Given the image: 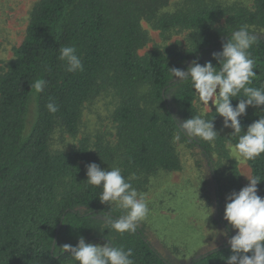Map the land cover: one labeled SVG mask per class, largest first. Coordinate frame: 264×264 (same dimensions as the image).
<instances>
[{
  "label": "trees",
  "instance_id": "obj_1",
  "mask_svg": "<svg viewBox=\"0 0 264 264\" xmlns=\"http://www.w3.org/2000/svg\"><path fill=\"white\" fill-rule=\"evenodd\" d=\"M250 1L251 8L219 0H180L172 6L171 0L39 1L21 45L0 71V264H78L61 248L76 246L80 237L86 243L102 246L110 241L130 248L134 264H171L139 227L134 233H119L101 221L124 212L100 202L102 188L87 183L86 165L119 167L140 190L155 174L181 169L177 143L197 148L208 161L215 146L234 147L239 135L264 117V106L246 109L239 134L231 135L233 130L223 127V117L213 107L204 119L214 118L219 133L215 141L186 135L177 126L171 104L183 121L199 116L194 107L197 93L190 78L175 82L171 68L183 69L189 59L217 65L212 54L222 51L231 32L247 25L257 37L248 50L257 74L250 86L264 87V38L252 31L264 29V0ZM143 23L163 40L185 34L183 48L177 42L139 55L151 41ZM63 46L77 49L83 71L67 70L59 58ZM37 79L46 81L40 93L30 88ZM171 88L174 93L167 92ZM105 91L118 101L113 113L116 144L83 138L70 151H51L54 132L75 138L85 104ZM242 96L233 97V106ZM49 102L58 111L50 112ZM243 159L251 176L260 179L257 194L264 197V154ZM213 174L221 201V181ZM232 175L235 186V167ZM231 254L226 243L188 264H226Z\"/></svg>",
  "mask_w": 264,
  "mask_h": 264
},
{
  "label": "clouds",
  "instance_id": "obj_2",
  "mask_svg": "<svg viewBox=\"0 0 264 264\" xmlns=\"http://www.w3.org/2000/svg\"><path fill=\"white\" fill-rule=\"evenodd\" d=\"M256 39L248 26L243 25L230 33V37L222 44V51L212 54L217 65L214 66L211 61L201 65L194 60L187 70L171 68L173 78H177L175 82L191 79L202 105L207 111L215 108V113L223 117V127L233 130L231 135L242 132L240 118L246 115L249 106H264V87L250 86L257 74L253 71L255 61L248 50ZM59 53V58L66 63L69 72L83 71L82 60L74 46L60 47ZM45 84V80L37 79L30 84V88L40 93ZM174 91L175 89L171 88L167 92ZM241 93L244 99H240L233 106V97H238ZM46 107L50 112L58 111V106L53 102H49ZM213 120L214 118L206 120L203 116H195L177 123V126L186 135L214 142L219 133L215 130ZM234 148L236 154L248 160L264 154V117L251 123L247 131L239 135ZM86 176L88 184L102 188L99 195L101 203H115L126 210L125 215L108 221L112 229L119 233H134L138 222L150 211L145 195L138 193L122 175L119 167L102 169L92 162L86 165ZM245 177L249 183L226 197L224 219L232 229L237 230L235 235L231 236L227 231L219 233L226 237L232 252L226 257V264H264V197L257 194V185L261 181L258 177ZM103 216L106 218V215ZM215 247L213 243L211 248L215 250ZM61 249L70 252L78 264H134L131 259L132 249L124 250L110 241L101 246L86 243L85 239L80 237L76 246L65 244ZM250 252L252 255H247Z\"/></svg>",
  "mask_w": 264,
  "mask_h": 264
},
{
  "label": "rangeland",
  "instance_id": "obj_3",
  "mask_svg": "<svg viewBox=\"0 0 264 264\" xmlns=\"http://www.w3.org/2000/svg\"><path fill=\"white\" fill-rule=\"evenodd\" d=\"M39 1L0 0V71L12 60L13 50L21 45L30 13ZM179 1L171 0V6ZM219 1L223 4L236 2L252 7L250 0ZM142 26L148 31L151 41L139 51V55L151 52L156 46L169 47L178 42L183 48L185 44V34L172 35L163 40L159 32L153 31L145 23ZM252 31L264 38V29L252 28ZM193 61H186L182 70H187ZM117 103L114 94L105 91L85 104L78 135L72 138L59 130L55 131L50 142L51 151H70L83 138L91 143L101 140L104 145L114 146L116 125L113 122V113ZM209 105L211 106V101ZM171 107L182 123V117L172 104ZM194 107L203 118L210 112L202 105L198 95ZM229 145L226 143L223 147L215 146L208 161L197 148L177 143L176 151L181 169L172 173L159 172L149 179L145 189L135 188L138 193L145 195L150 210L148 215L138 222L137 227L171 264H188L194 258L213 250V243L216 245L215 249L225 245L227 239L219 233L226 231V227L230 235H235L237 231L224 219L226 197L249 183L245 176H252L246 161ZM232 167H235L239 176V182L235 186L231 185ZM213 172H216L221 181V201L216 195ZM106 207L119 208L124 212L123 215L126 214V210L115 203L106 204ZM101 221L111 225L108 221Z\"/></svg>",
  "mask_w": 264,
  "mask_h": 264
}]
</instances>
